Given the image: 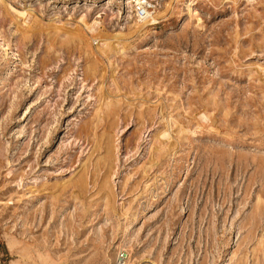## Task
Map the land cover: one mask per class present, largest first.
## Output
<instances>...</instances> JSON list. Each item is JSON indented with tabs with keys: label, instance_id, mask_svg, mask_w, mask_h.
I'll list each match as a JSON object with an SVG mask.
<instances>
[{
	"label": "rangeland",
	"instance_id": "obj_1",
	"mask_svg": "<svg viewBox=\"0 0 264 264\" xmlns=\"http://www.w3.org/2000/svg\"><path fill=\"white\" fill-rule=\"evenodd\" d=\"M130 5L0 0V264H264V0Z\"/></svg>",
	"mask_w": 264,
	"mask_h": 264
},
{
	"label": "built area",
	"instance_id": "obj_2",
	"mask_svg": "<svg viewBox=\"0 0 264 264\" xmlns=\"http://www.w3.org/2000/svg\"><path fill=\"white\" fill-rule=\"evenodd\" d=\"M131 11L134 16L141 19H146L153 12L155 0H132L130 3ZM107 264H151L148 259H133L131 251L125 247H119L113 258Z\"/></svg>",
	"mask_w": 264,
	"mask_h": 264
},
{
	"label": "bare ground",
	"instance_id": "obj_3",
	"mask_svg": "<svg viewBox=\"0 0 264 264\" xmlns=\"http://www.w3.org/2000/svg\"><path fill=\"white\" fill-rule=\"evenodd\" d=\"M126 2L127 3H129L130 4V0H126ZM154 11V10H153ZM153 12L150 14V16L148 17V18H146V19H141V18H138L139 20H141V21H145L144 23L146 24L149 20H151V23H149V24H152V23H156V19L154 18V17H152L153 15ZM138 20V21H139ZM140 22V21H139ZM143 23V24H144ZM128 247V246H127ZM130 251V250H129ZM133 259H135L136 260V258H134L133 257Z\"/></svg>",
	"mask_w": 264,
	"mask_h": 264
}]
</instances>
